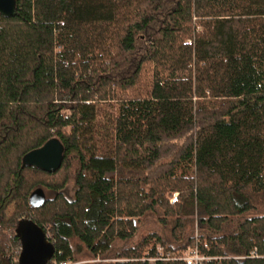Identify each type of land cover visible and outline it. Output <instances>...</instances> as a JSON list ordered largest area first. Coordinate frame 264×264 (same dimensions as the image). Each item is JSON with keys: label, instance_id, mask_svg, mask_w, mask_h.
<instances>
[{"label": "trees", "instance_id": "1", "mask_svg": "<svg viewBox=\"0 0 264 264\" xmlns=\"http://www.w3.org/2000/svg\"><path fill=\"white\" fill-rule=\"evenodd\" d=\"M16 8L0 14V264L27 218L47 264H184L148 259L194 245L203 264H264V0ZM50 138L56 171L23 163Z\"/></svg>", "mask_w": 264, "mask_h": 264}, {"label": "water", "instance_id": "2", "mask_svg": "<svg viewBox=\"0 0 264 264\" xmlns=\"http://www.w3.org/2000/svg\"><path fill=\"white\" fill-rule=\"evenodd\" d=\"M16 0H0V14L5 17L16 15ZM63 147L56 138H50L42 146L27 152L23 163L46 172L56 171L63 158ZM45 201V193L38 187L31 191L28 202L32 207H39ZM15 233L20 242L18 264H47L53 255V244L47 238L42 227L32 219H20Z\"/></svg>", "mask_w": 264, "mask_h": 264}, {"label": "rangeland", "instance_id": "3", "mask_svg": "<svg viewBox=\"0 0 264 264\" xmlns=\"http://www.w3.org/2000/svg\"><path fill=\"white\" fill-rule=\"evenodd\" d=\"M43 191H44L45 195L49 197V195H47V193H46V190L44 189ZM174 195L177 196V193H174ZM13 211H14L13 204H10L9 207L7 208V211H6L5 215L6 216H10V215H12ZM144 232H145V229L142 230V234ZM156 249H157V253H158L156 258H163L161 260H170V261H177V260H175L177 258V256L181 255V253H183L185 251V250H177V251H171V252L170 251H165L162 246H157ZM156 258H149L148 260L152 262ZM107 260L113 261L114 259H107ZM107 260L91 259L89 257L83 256V257H80L79 259H77V261L74 262V263L75 264H78V263H91V262H95V261H107ZM118 260H122V259H118Z\"/></svg>", "mask_w": 264, "mask_h": 264}, {"label": "built area", "instance_id": "4", "mask_svg": "<svg viewBox=\"0 0 264 264\" xmlns=\"http://www.w3.org/2000/svg\"><path fill=\"white\" fill-rule=\"evenodd\" d=\"M176 200V196L174 195L170 202L173 203ZM252 256H256V252L252 251ZM212 257L207 255L206 253L202 252L201 249L194 245L192 247L187 248L181 255L177 256L175 260L182 261L184 264H203L204 261L211 259ZM156 259H163V258H156ZM165 259V258H164ZM60 264H66L64 262Z\"/></svg>", "mask_w": 264, "mask_h": 264}]
</instances>
